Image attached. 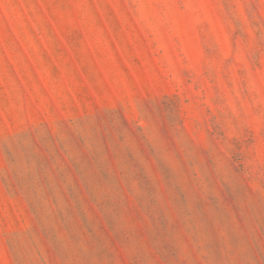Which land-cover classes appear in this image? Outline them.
<instances>
[{"label":"rangeland","instance_id":"1","mask_svg":"<svg viewBox=\"0 0 264 264\" xmlns=\"http://www.w3.org/2000/svg\"><path fill=\"white\" fill-rule=\"evenodd\" d=\"M0 264H264V0H0Z\"/></svg>","mask_w":264,"mask_h":264}]
</instances>
